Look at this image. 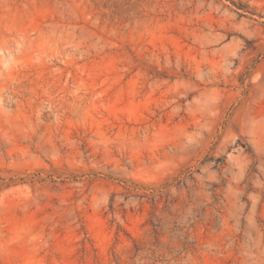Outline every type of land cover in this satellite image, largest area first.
I'll use <instances>...</instances> for the list:
<instances>
[{"label":"rangeland","instance_id":"374dc122","mask_svg":"<svg viewBox=\"0 0 264 264\" xmlns=\"http://www.w3.org/2000/svg\"><path fill=\"white\" fill-rule=\"evenodd\" d=\"M0 264H264V0H0Z\"/></svg>","mask_w":264,"mask_h":264}]
</instances>
